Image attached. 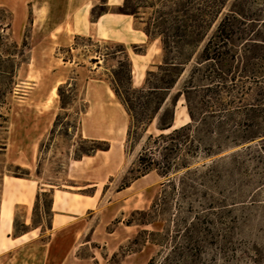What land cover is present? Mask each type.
Segmentation results:
<instances>
[{"label": "rangeland", "instance_id": "1", "mask_svg": "<svg viewBox=\"0 0 264 264\" xmlns=\"http://www.w3.org/2000/svg\"><path fill=\"white\" fill-rule=\"evenodd\" d=\"M3 1L0 0V3ZM67 1L74 5L78 2L84 4L90 21L96 20L102 5V0ZM36 4L37 2H34V5ZM41 5L42 8L34 16L35 10L26 8L23 11V20L17 16L18 11H14L13 14L16 12L19 24L5 32L0 29L3 43L1 47L3 62L0 63V173L30 179V184L15 179L14 186L17 189L13 194H24L25 199L30 201L34 189L39 193L37 202L29 210L24 208L15 210V231L21 232L37 228L29 237L44 236L45 227L50 221L49 191L52 189L66 190L85 198L93 197L95 202L97 211L94 214L95 217L88 220V216L84 215V220L87 222V234L83 241L89 239V227L94 226L101 216L110 221L102 230L103 233L112 232L116 227H119L122 234L128 237L111 254L104 250L98 251L101 261L107 259L105 264H122L126 256L128 264H148L150 260H153L152 264H175L176 252H181L185 258L184 262L179 264H254V261L259 259L264 261V153H257L255 146L258 142L249 143L250 148L245 151L244 149L241 151L239 147L212 158L213 160L232 155L217 168L219 171H224L226 179L219 188L213 187L212 189L215 191L214 197L216 199L225 197V202L223 210L217 211L221 213L218 215L220 217L216 218L215 226L211 228V235L198 234L194 231L188 233L183 227L179 228V232L176 233V229L171 224L173 201L169 203L168 210L162 214L159 222L144 227L135 225L132 228L125 227V221L131 212L147 210L166 181L155 172L136 180H130L131 175L127 174L147 136L158 133L155 130V121L147 128L141 139L137 137L128 142L127 137L124 136L122 142L118 144L116 152L99 153L102 158L96 164L92 160H86L88 162L83 165L72 163L73 160L79 158L78 149L87 150L90 147L87 140L79 138V124L82 112L86 107V102L81 100L84 98L82 93L84 80L86 77H90L105 80L110 84L112 71L123 56L120 49H124L125 52V47L118 43H100L91 38L89 40L88 37H76L70 46L73 51L66 47H56L52 50L51 55L56 61L49 63V70L39 85V81H31L33 76H29L30 70L27 64H29L31 52L34 48L48 47V35L52 30L57 28L62 33L67 28L64 23L58 27L49 26L50 16L56 18L55 16L59 13L56 7L62 5L60 0L52 1L51 5L54 6L52 10L46 8V3ZM119 6L112 8L111 12L116 13ZM107 9L109 11L108 6ZM7 16L6 10L0 11V19L3 20ZM239 29L246 31V27L239 26ZM252 29L257 32V35H264V26L254 25ZM14 45H16V49H14ZM159 45L161 49L160 41ZM127 51L134 64L133 71H131V87L139 89L140 86H143L146 73L155 72L156 66L145 68L147 60L140 58L144 53L142 45L128 46ZM6 54H13V60L16 63V72L12 82H9L4 74L10 66ZM159 55L161 64L162 50ZM89 57L101 60L99 63L101 68L96 71V64L87 60ZM24 60L26 63H22ZM193 60H195V56ZM77 62H80L83 68L75 66L74 63ZM91 69H94L95 72H91ZM183 77L177 82L171 95L179 89ZM57 79L62 81L58 85L61 87V98L57 87V98L50 108L45 109L35 105L33 102L36 101V98L34 97L51 98L48 90ZM120 87L121 89L126 87L125 80L121 82ZM55 101H57L56 106H54ZM180 102L183 103V101ZM180 102L177 104L176 111L183 112L185 111L184 104L181 105ZM83 118L86 129H90L93 126L90 115L87 114ZM50 119L52 123L49 128L44 129ZM105 123L107 122L104 121ZM19 126L26 135L43 133L38 140L35 166L31 170H27L28 167L25 169L9 164L13 152L11 148L7 155H2L5 152L3 144L8 142L11 144L14 138L13 133L19 129ZM8 131L11 132L8 133ZM98 146L102 147L103 145L98 144ZM27 149L28 152L26 151L23 156L27 162H30L32 154L30 149ZM209 161V159L204 161L199 156L192 161V167H198L201 163H209ZM178 176L179 174H171L169 178L176 183ZM90 181L98 182H96V186L92 187L89 186L93 184ZM125 185L127 187L122 189ZM42 189L44 191H41ZM222 190V196L216 193ZM25 219L30 220L28 227L23 225ZM162 219L165 222H162ZM115 220L121 224L118 225V222L113 225ZM143 230L147 232L142 233ZM149 232L158 234L150 235ZM188 237H192L198 243L193 247H186ZM154 240L161 241L160 245L151 243ZM95 245L97 244L92 243L91 247L93 248ZM100 246L101 242L98 247L100 248ZM77 255L86 257L89 252L84 247L77 252Z\"/></svg>", "mask_w": 264, "mask_h": 264}, {"label": "trees", "instance_id": "2", "mask_svg": "<svg viewBox=\"0 0 264 264\" xmlns=\"http://www.w3.org/2000/svg\"><path fill=\"white\" fill-rule=\"evenodd\" d=\"M107 11V2L102 0L96 18ZM116 13L140 19L143 33L159 39L163 53L156 71L146 73L142 88L131 87L130 62L124 49H120L122 59L112 71L111 90L129 118L128 142L141 139L154 121L158 132L147 136L127 174L130 180L151 172L166 179L149 208L131 212L125 224L144 227L159 222L173 201L171 224L176 233L183 227L188 233L211 235L220 217L217 211L223 210L225 202V197L216 199L212 189L219 188L226 179L224 171L217 168L232 155L212 158L239 147L245 151L252 142H258L257 153H264V35L252 29L254 25L264 26V0H123ZM5 20L9 15L0 19L3 32L11 27ZM239 26L246 27V31ZM2 45L0 37V63ZM13 56L6 54L10 66L4 74L9 82L16 72ZM91 62L97 63L98 58ZM182 76L179 89L171 95ZM123 80L126 87L121 89ZM180 101L189 122L171 129ZM87 141L90 147L78 149L79 158L109 149L107 142ZM199 156L204 161L209 159V163L192 167ZM171 174H179L176 183L169 178ZM222 192L216 193L222 196ZM118 222L115 220L113 225ZM197 243L188 237L186 247ZM184 260L183 254L176 252L174 263ZM152 263L150 260L148 264ZM254 264L264 261L259 259Z\"/></svg>", "mask_w": 264, "mask_h": 264}, {"label": "crops", "instance_id": "3", "mask_svg": "<svg viewBox=\"0 0 264 264\" xmlns=\"http://www.w3.org/2000/svg\"><path fill=\"white\" fill-rule=\"evenodd\" d=\"M45 1L4 0L0 3V9L7 11L11 29L14 25L17 26L19 24L16 16L17 11L32 8L35 10V13L33 12L34 16L42 8V3L47 4L46 8L48 10L54 8L51 5L54 0ZM60 1L62 5L56 7L59 13L55 16L56 18L52 15L50 16L49 26L58 27L64 23L67 28L62 33L57 28L52 30L48 35V47L33 49L29 64H27L30 70L29 76H33L31 81H39L40 85L42 78L49 70V63H55L56 61L51 55L52 50L56 47H66L73 51L70 46L76 37H88L100 43L122 44L125 47V55L130 62L131 71H133L134 67L132 63L133 59L127 51V47L131 45L143 46L144 53L140 58L147 60L145 68H153L160 64L161 58L159 52L161 49L159 41L155 38L147 37L143 33V23L141 20L133 16L111 12V9L119 6L123 0H106L109 11L96 18L95 21L89 20L85 5L81 2L74 5L67 0ZM34 2H37V4L34 5ZM14 11H16L15 14H13ZM90 58L87 60H91ZM100 61L98 59V62L95 63L96 71L101 68L99 65ZM74 65L78 68H83L80 62L74 63ZM95 70L91 69V72H95ZM61 83L62 81L57 79L52 83L48 91L51 92L54 84H57L58 87ZM143 86H140V88ZM82 93L84 98L81 100L86 102V107L82 112V119L79 124V138L107 142L109 149L107 151H97L90 156H81L73 160L72 163L83 165L88 162L86 160H92L96 164L102 158L99 153L109 154L117 151L118 144L126 136L129 118L111 90V85L105 80L86 77L82 86ZM34 98H36V101L33 103L37 106H39V102L44 103L50 99L46 98V96ZM55 99H52V104ZM56 105L57 101L54 103V106ZM87 114L90 115L93 123L90 129H86L83 118ZM104 121L107 123L104 124ZM51 123L52 120L50 119L44 129L49 128ZM18 128L13 133L14 138L11 144L9 142L3 144L5 152L2 155H7L11 148L13 154L11 153L9 164L21 166L25 169L28 167L29 169L27 170H31L35 166L38 140L43 133L26 135L20 126ZM27 148L30 149V153L32 154L30 162H27L23 156L28 150ZM15 179L25 184L31 183L29 178L0 173V264H105L107 259L102 260V262L98 257V251L104 250L106 253L111 254L115 252L124 240L128 239L127 236L122 234L119 227H116L112 232L103 233L102 230H104L110 221L105 220L101 216L94 226L89 227V239L83 241L84 236L87 234V222L84 220V215L88 216V220H92L95 217V212H97L93 197L85 198L66 190L56 189L49 191L51 198L50 212H48L50 221L45 227V235L36 238L29 237L37 228L16 232L14 225L15 210L18 208L29 210L37 202L36 196L39 193L34 189V194L30 201L25 199L24 194H13L15 193V189H17L14 186L16 184ZM90 182H93V184L89 186L94 187L98 181ZM41 191L44 190L42 189ZM29 224L30 220L25 219L23 225L28 227ZM125 227L132 228V226L127 225ZM99 242H101L100 248L98 247ZM92 243L97 245L92 248ZM84 247L87 248L89 255L86 257L78 256L77 252ZM126 258L127 256L123 259L122 264H128L126 263Z\"/></svg>", "mask_w": 264, "mask_h": 264}, {"label": "bare ground", "instance_id": "4", "mask_svg": "<svg viewBox=\"0 0 264 264\" xmlns=\"http://www.w3.org/2000/svg\"><path fill=\"white\" fill-rule=\"evenodd\" d=\"M26 13V12H25ZM17 16L21 19V20H23V18H24V12L23 11H18L17 12ZM56 90H57V84H54L53 86H52V88H51V92H50V94H51V98L50 99H48V100H46V102H44V103H40L39 102V106H41L42 108H50V106H51V104H52V99L53 98H57V94H56ZM45 99V98H44ZM42 100V99H41ZM44 101V100H43ZM181 103V102H180ZM181 105H182V103H181ZM189 122V118H188V116H187V114H186V112L185 111H183V112H178V110L175 112V116H174V122L172 123L173 125H172V128L171 129H175V128H178V127H180V126H182V125H184V124H186V123H188ZM160 133V132H159ZM165 134L166 133H168V130L167 131H165L164 132Z\"/></svg>", "mask_w": 264, "mask_h": 264}, {"label": "water", "instance_id": "5", "mask_svg": "<svg viewBox=\"0 0 264 264\" xmlns=\"http://www.w3.org/2000/svg\"><path fill=\"white\" fill-rule=\"evenodd\" d=\"M173 121H174V115H173Z\"/></svg>", "mask_w": 264, "mask_h": 264}]
</instances>
